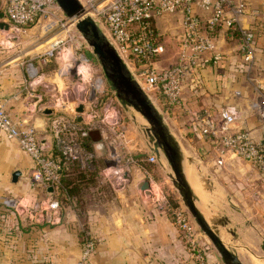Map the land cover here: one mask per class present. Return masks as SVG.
<instances>
[{"label":"crops","instance_id":"1","mask_svg":"<svg viewBox=\"0 0 264 264\" xmlns=\"http://www.w3.org/2000/svg\"><path fill=\"white\" fill-rule=\"evenodd\" d=\"M249 1L251 7L260 11L255 30L256 67L251 74L263 81L264 0ZM249 19L251 18H248V21ZM160 27L161 31H164L161 24ZM167 51L164 49L156 61L157 67L176 63L177 50L175 54H168ZM203 57L207 64L198 68L193 76L184 81L181 104L171 106L172 110L169 111H163L160 106L159 109L179 141L186 158L193 160V163L188 160L186 170L196 195H202V184L197 175L201 174L210 181L212 189L208 190L211 193L207 203L208 222L216 217H224L226 225L219 228V235L226 246L238 255L243 264H264V185L256 180L257 173L240 159L228 158L223 166L218 165L213 140L200 133L192 117L202 109L217 113L224 106L221 92L225 91V88L234 92L238 89L236 87L241 77L246 76V66L238 48L237 38L220 34L217 37L215 52ZM210 57H217L216 63H213ZM33 58L34 56H31L29 60ZM4 61L8 63L0 75V103L5 105L12 120L23 126H32L39 137L51 144V131L54 127L63 120H73V117L65 116L67 113L62 112V107L65 106H47L45 109L51 108L53 113H42L44 109H40L41 103L36 97L42 98L43 94L40 88H37L38 84L31 83L30 79L35 75L34 70L30 73L24 68L21 51L0 50V63ZM231 97L235 98L234 93ZM38 103V109H34L33 106ZM256 120L255 117H248L246 122L248 125L251 122L249 127L253 129L257 124ZM90 135L94 152L97 156H105L106 162L109 154L108 143L104 142L105 136L102 133L95 134L94 130ZM32 166V160L17 143L6 139L0 132V196L4 198H0V264H31L47 259L56 264H74L81 251L82 234L95 236L98 241L90 264L185 263L183 236L180 230L168 226L167 215L154 211L149 197L143 198L137 188L142 180L148 181L149 177L155 181L158 174H165L167 170L160 165L149 168L138 165L133 171L135 177L130 179L125 189L118 190L108 181L114 193L113 201L90 200L80 215L73 207L60 204L59 189L54 193L49 191L50 196L60 204L56 217L58 221L54 223L49 221L52 217L49 212H45V219L40 221L37 219L42 215L39 211L33 216H21L15 206L9 205L14 202L1 203L5 198L13 201L25 199L32 206L49 195L43 188L31 182ZM16 170H19L21 175L13 182L12 173ZM103 170L104 167L101 173ZM158 217L161 224L156 231L160 232V242L166 243L167 235L168 240L170 236L173 238V244L176 243L175 251L168 248L171 253L169 263L167 258L162 260L154 255L153 221ZM199 238L202 244L209 243L201 234ZM166 245L168 246L167 243ZM205 249L206 264H223L215 250L209 249L207 245Z\"/></svg>","mask_w":264,"mask_h":264},{"label":"built area","instance_id":"2","mask_svg":"<svg viewBox=\"0 0 264 264\" xmlns=\"http://www.w3.org/2000/svg\"><path fill=\"white\" fill-rule=\"evenodd\" d=\"M86 13L100 26L107 38L117 49L129 70L147 93L151 100L156 103L161 96L170 106L181 104V92L186 78L193 76L196 70L203 65V55L212 54L217 48V37L223 34L225 37H235L238 40V48L246 66L245 75H250L255 69L256 42L255 30L256 20L260 14L258 8L251 7L249 0H80ZM165 13H179V35L177 45V61L173 65L157 67L155 65L161 54L164 52L163 43L164 31H158L157 20L162 23V16ZM0 50L15 48L16 42L24 33L27 26L34 23L45 22L42 25L46 31L60 27L65 31L74 24L62 13L55 0H0ZM248 18L249 19L248 21ZM248 22V23H247ZM5 24L6 27L2 26ZM65 28V29H64ZM165 29V28H164ZM82 38L81 34L77 32ZM60 36V35H59ZM52 43L45 55L53 56L54 45ZM85 42V41H84ZM93 56L92 50L88 48ZM16 51V50H15ZM89 57L80 56V62L72 64L71 70L83 77V68L92 66L95 60ZM216 63L217 57H210ZM79 61V58L78 60ZM8 61L0 63V75L7 66ZM30 73L34 70L31 83L37 84L38 70L32 63L24 62ZM70 65V64H69ZM68 66V65H66ZM69 69V68H68ZM70 70V69H69ZM87 75H84V77ZM95 80L92 84L94 95L100 93L101 87ZM251 80V79H249ZM254 80V79H253ZM255 94L250 100L245 115L242 116L235 106L221 107L213 114L207 109H202L193 114V121L197 124L200 133L209 137L214 142V149L217 153L216 163L223 166L228 158L240 159L248 164L256 173L259 183L264 185V151L259 136L252 134L246 119L255 117L259 121L258 128L264 126V82L255 79ZM236 97L241 96L240 90H234ZM97 97V96H95ZM91 99V98H90ZM41 103L40 109L47 106L58 107L52 100L41 102V97H36ZM33 106L38 109L39 104ZM80 104H86L87 100H79ZM97 100L91 99L89 104L78 112L79 106L75 105L76 120L79 123L90 125L92 119L97 117L94 109ZM243 112V113H244ZM119 111L115 107L105 104L101 122L114 126L119 124ZM56 122V119H55ZM55 128V127H54ZM0 132L8 140L17 143L19 148L26 153L33 162L30 170V180L33 184L40 186L45 191L52 188V193L59 189L61 165L55 161L51 154V144L44 138L39 137L32 126H23L11 119L5 105L0 103ZM113 135L121 136L119 131H111ZM52 143V141H51ZM154 141L152 147H154ZM156 147V146H155ZM154 152L147 156L146 160L151 163H158L167 173L171 175L167 161L159 158ZM67 156L71 161L78 163L82 170H91V153L84 145L78 142L67 146ZM123 162L116 150H110L103 176L117 187L118 190L125 189L131 179L130 165L134 159L122 155ZM165 159V158H164ZM106 160V161H107ZM148 174V172H146ZM149 202L165 205L168 200L159 190L156 182L148 177ZM51 193L32 206L27 200H3L4 203L14 202L13 205L22 216H33L37 211L40 221L44 220L43 214L49 212L52 216L49 221L57 222V214L60 211L59 202L52 198ZM165 213L166 211H159ZM173 222L182 232L191 257L197 264H205L203 251L199 248L196 229L190 223L186 210L178 207L170 210ZM54 216V217H53ZM95 241L88 235L85 237L78 260L74 264H90L95 252ZM31 264H56L51 259Z\"/></svg>","mask_w":264,"mask_h":264},{"label":"rangeland","instance_id":"3","mask_svg":"<svg viewBox=\"0 0 264 264\" xmlns=\"http://www.w3.org/2000/svg\"><path fill=\"white\" fill-rule=\"evenodd\" d=\"M179 17H180L179 13L178 14L165 13L162 16V23L160 24L162 25L163 28H165L163 33V43L164 46H166L165 49L168 50L167 51L168 54L171 53L175 54L177 50L178 37H179L178 35L179 19H180ZM42 25H45V22L34 23L27 26L24 33L21 34V36L17 40L16 48H13L14 51L15 50L21 51V58H23L25 64L32 63L33 67H35L36 70H38V74L35 77L37 78V82H38L37 83L38 85L36 86L37 88H40V92L43 94L41 102L43 103L45 101L52 100L58 104L57 105L58 107L61 106L67 107V109H65V107H62L63 109L62 112H66L67 115H65V113L64 115L69 116L70 118L73 117V120L75 121L76 120L75 116L77 113L75 109V105L77 106L83 105L84 108L89 104L91 99L97 100L96 107H92L97 117L92 119L93 121L90 125H86L84 123H81V125L89 126L92 128V131L94 130L95 132H98V134L102 133V135L105 136L104 142L106 141L105 143H108L107 144L108 154L110 153V149L113 148V150H116L118 152V155L121 158V162H123V157H122L123 154H125L126 157H131L134 159V163H132L129 167L131 170L132 179L135 177V175H133V171L135 170L134 168H138L139 167L138 165H141L145 168L152 167L153 165L159 166V164L156 162L151 163L146 160L147 156L152 154L154 152V148H156L155 146L152 147L153 138L148 131L149 124L137 111H135L130 106L123 105L122 102L116 97L114 91L111 90L107 81L105 80V77L102 73L100 65L96 60L95 56L94 55L92 56L89 53L88 48H90V46L86 43L83 37L80 38L78 36L77 34L78 31L76 30L75 25L69 28L68 31L63 30L60 27H55L51 31H46ZM58 40L60 41L56 45H54L53 56L45 55V52L46 50H48L49 46L52 43L57 42ZM20 42L22 44H19ZM10 50L12 51V49ZM31 56H34V58L29 60ZM80 56H85V57L87 56L89 57L88 59L92 58L91 60L93 59L95 60L94 65H92L91 67L86 66L82 70V73L84 72V75H87V77L86 76L84 77V75L83 77H81L80 75H77V73L74 70L73 71L71 70V63L72 64H75L77 62L79 63ZM78 58L79 61H77ZM24 68H26L25 65ZM97 79L102 80L103 86L101 92L94 95L95 91H92L91 87L92 84ZM255 79L257 78L252 74L241 77V81L240 82H238L239 80L237 81L238 86L236 87L240 90L241 96L236 97L234 94L235 97L234 99H232L233 96L231 97V95L234 92L231 91L230 89L225 88V91L221 92L220 94L222 96L221 99L224 105L223 107L235 106V108L241 112L240 114L244 116L245 113L243 112L247 110L248 104L250 100H252L255 94V90H254L256 85ZM228 82H230V80H228ZM262 82H264V80ZM51 95H56V97L50 98ZM83 98L87 100L86 104L79 103V100L82 101ZM107 103H109L110 106L115 107L116 110L119 111L118 113V118H120L119 124L112 126L109 123L103 124L101 122L102 120L101 118L103 116V108ZM156 106L159 109V106L157 104ZM250 124L251 122L249 123V125ZM256 128H258V125H256L255 128H253L254 130H252V134L259 136L260 132ZM111 131H119L121 132L122 135L117 137L116 135H113ZM157 154L159 158L166 161V158L161 150H159V153ZM109 162L112 163L111 159L107 160L106 162H103V167L109 165ZM187 163L188 160L186 161V164ZM192 168H194V171H196L195 167L192 166ZM169 170L171 172L170 167ZM156 177H157V179H155L156 184L159 187V190L162 191V193L166 196L168 200V205L167 203L165 205L160 203H154V205L152 204L154 211H158V212L167 211V210H171V208L174 207H178L187 211L186 207L181 201L180 195L176 187L172 184L170 175L166 172L165 174L163 173L162 176L158 174V176ZM199 177L200 176L197 177L198 180ZM105 180L108 182L106 178ZM200 183L202 184V195L199 196L197 195L199 198L197 204L200 210L203 212L206 219H208L209 211H208L207 203L211 193L208 190H206L205 183L203 182ZM1 197L2 196H0V198ZM6 199L7 198H5V200ZM1 203H3V200L1 201ZM170 215L172 217L171 212ZM188 216L190 223L195 227V229H197L198 227L194 219L191 217L189 213ZM159 218L160 217L154 219L153 221L154 231H156V229L160 227L161 219ZM167 218L165 219H167L166 222L168 223V226L177 228L173 220H170L169 219L170 217ZM154 231L152 238L154 255H156L162 260L167 258V261L169 263L171 260L170 250L171 249L173 251L176 250V243L173 244V238L169 236V240H168V236L166 235L167 240L165 239L166 240L165 242L168 244L167 246L166 243H164L163 241L160 242L159 239L161 238L160 232L158 230L156 232ZM200 234L202 235V238H205V240H207L209 243L202 244L199 238ZM200 234L196 232V237L199 248L204 253L205 264H206L205 251L207 253V250L205 249V245L209 246V249L214 250V248L212 247L207 237L202 233ZM89 236L95 241V244L97 246L98 241L96 237L92 235ZM182 243L184 248L183 256L185 258L184 264H197L198 262H196V260L193 257H191V252L189 251V248L184 239ZM168 248H170V250H168ZM95 252H96V248H95Z\"/></svg>","mask_w":264,"mask_h":264},{"label":"water","instance_id":"4","mask_svg":"<svg viewBox=\"0 0 264 264\" xmlns=\"http://www.w3.org/2000/svg\"><path fill=\"white\" fill-rule=\"evenodd\" d=\"M62 13L75 25L76 30L81 34L86 43L90 46L93 55L98 61L102 73L111 90L125 106L132 107L149 124L148 131L151 134L156 153L161 150L171 169L170 175L172 184L176 187L181 201L187 212L194 219L198 229L210 241L215 252L223 264H243L238 255L223 242L219 235V228L226 225L224 217H216L208 222L203 212L198 207L199 198L193 191L188 180L184 151L173 135L165 117L151 100L147 93L141 88L127 64L118 53L115 46L107 38L100 26L86 13L80 0H55ZM2 16V14H0ZM2 26L6 27L5 24ZM158 31H161L160 20H157ZM56 95H51L54 98ZM82 111V106L77 108ZM43 114H52L53 109L47 108ZM261 145L264 151V126L260 127ZM92 134V133H91ZM95 134L98 135L97 132ZM21 175L19 170L12 173V181L15 182ZM200 181L205 183L206 189L211 190L210 181L207 177L198 174ZM138 191L143 198L150 195L147 180H142L137 185ZM52 188H48L51 191Z\"/></svg>","mask_w":264,"mask_h":264},{"label":"trees","instance_id":"5","mask_svg":"<svg viewBox=\"0 0 264 264\" xmlns=\"http://www.w3.org/2000/svg\"><path fill=\"white\" fill-rule=\"evenodd\" d=\"M206 64L204 61L203 65L205 66ZM157 105L163 111L172 110V107L161 97L158 98ZM256 125H259V121ZM90 132H92L91 127L82 126L77 120L69 119L63 120L51 131L52 143L50 154L61 165L58 199L60 204L73 207L79 215L82 211H85L90 200H108L112 202L114 199V193L101 173L105 156H97L94 152L91 145ZM74 142L81 143L91 153V163L93 166L91 170L80 169L78 163L71 161L67 156V146ZM165 214L167 217H170V220H173L170 210H167ZM196 232L201 233L198 228ZM82 236L83 243L87 235L82 234Z\"/></svg>","mask_w":264,"mask_h":264},{"label":"bare ground","instance_id":"6","mask_svg":"<svg viewBox=\"0 0 264 264\" xmlns=\"http://www.w3.org/2000/svg\"><path fill=\"white\" fill-rule=\"evenodd\" d=\"M33 69H31V71H32ZM101 84H102V82L100 81V80H98L97 81V85L99 86V87H101Z\"/></svg>","mask_w":264,"mask_h":264}]
</instances>
